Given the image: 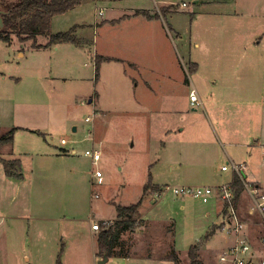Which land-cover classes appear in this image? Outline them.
Returning a JSON list of instances; mask_svg holds the SVG:
<instances>
[{"label":"rangeland","instance_id":"374dc122","mask_svg":"<svg viewBox=\"0 0 264 264\" xmlns=\"http://www.w3.org/2000/svg\"><path fill=\"white\" fill-rule=\"evenodd\" d=\"M17 1L0 0V8L6 10ZM165 3L170 6L168 13ZM141 8L158 11L170 27L172 39L167 40L156 25V33H161L157 39L162 41L157 50L149 35L143 34L152 25L142 14L131 20L122 17L130 9ZM236 9L264 12V0H88L56 15L51 26L56 33L80 24L77 36L90 39L82 38L89 41L85 46L71 42L32 45L46 43L45 35L25 42L14 33L10 42L0 38V79L6 77L0 80V93L11 95L16 102V126L30 128L21 127L16 134L12 148L17 154L0 149L7 158H20L24 175V179H9L0 164V264H98L92 220L110 221L118 216V206L141 199L139 235H127L134 237L140 251L144 252L143 245H150L166 255L162 247L171 241L177 249H188L205 242L207 232L214 228L216 234L209 242L212 248L231 237L221 226L225 219L220 200L205 203L170 191L157 198L154 193L148 195L151 190L144 194V186L150 181L162 187L214 186L229 178V172L226 177L215 175L232 156V146L216 142L207 115L214 121V109L218 111L220 103L215 97L203 96V89L207 94L216 91L217 82L202 68L197 73L191 70L190 52L196 56L200 51L192 35L199 34V25L211 16L208 12ZM118 17L121 26L105 24ZM261 17L252 18L261 22ZM258 25L263 30L264 24ZM131 31L136 32L127 33ZM119 33L120 41L115 40ZM109 48L125 60L101 61L99 55ZM201 58L205 65L214 63L205 55ZM37 74L49 78L40 84ZM194 87L202 95L203 106L190 102ZM225 108L224 113H230V106ZM88 116L93 120L87 122ZM61 138L68 143L62 145ZM21 149L66 155L39 158L19 154ZM87 149L99 150L101 159L93 161L85 154ZM253 154L246 179H255L254 169L256 180L264 185V151ZM247 156L240 151L236 154V158ZM96 170L103 173L102 183L97 181ZM249 217L252 236H264V219ZM139 258L129 264H174L156 257ZM107 264H125V260L114 255ZM255 264H261L260 256Z\"/></svg>","mask_w":264,"mask_h":264},{"label":"crops","instance_id":"0c3cea01","mask_svg":"<svg viewBox=\"0 0 264 264\" xmlns=\"http://www.w3.org/2000/svg\"><path fill=\"white\" fill-rule=\"evenodd\" d=\"M85 2L81 3L80 5L76 6L75 8L80 7ZM168 3V2H167ZM165 3L163 6L164 11L166 13L170 12V9ZM73 8V9H75ZM71 9V10H73ZM70 11V10H69ZM140 11H146L148 12L146 14L140 13ZM68 12V11H67ZM66 13V12H65ZM165 13V12H164ZM100 14V12H99ZM143 15V18L147 19V23L152 25L149 27V31H146L148 33H142L148 34L151 40L152 46L157 50L158 46L161 47L162 41H158L157 37H161V33L158 34L156 31H158V26L162 30V34L166 37V39H172V34L170 32V27L167 25V23L164 21L162 16L159 15L158 11L150 10L147 8L144 9H130L128 13L123 14L122 17H128V20L133 19V16H139ZM209 15H211L208 19H206L202 25H199L198 32L199 34L192 35V38H194V45L196 48H199V53L195 56L193 55V51L190 52V66H193L196 73L201 70V68L207 73L208 78L212 75V78L210 77V80L213 82H217L215 84L216 91H212L211 94H207V90L203 89V96L206 98L209 97H215L217 99V102L220 103L219 110L217 111L214 109V121L211 118L210 114L208 113V118L210 119V122L213 127V138L216 140V142H220L222 144L228 143L232 146V156H229V159L226 160V163L222 164L221 167L217 169V175L220 177H226L225 174L229 172V178H225L226 181L219 182L215 184L214 186H219L224 183L232 182L236 176V173L233 171L231 167V162H234L236 164H239L244 167V174L247 178L246 169H248L249 163L252 160V157L254 156L253 153L255 151L257 153L264 151V28H260L258 24H264L262 23L264 21V12L255 13V12H247V11H239L238 9L233 11H210L208 12ZM245 14H247L245 16ZM261 14V22H259V19L252 18L255 15ZM103 15V13L101 14ZM250 15L251 17H249ZM55 17V16H54ZM53 17V18H54ZM122 20V18H121ZM255 20V21H254ZM53 21V19H52ZM122 21H126V18H123ZM106 25L112 24V26H121L122 22L119 20V17L116 19H107ZM258 25L259 27L255 26ZM81 26L80 24H78ZM77 25V26H78ZM157 25V27H156ZM52 26V23H51ZM111 26V25H109ZM172 28V27H171ZM261 29V30H260ZM213 31L215 34L220 35V38L215 39L214 36L211 35ZM59 32V31H58ZM135 34L136 31H131L127 33ZM138 32V31H137ZM141 34V32H140ZM120 36V33L117 35L115 40H119L118 37ZM143 36V35H141ZM194 36V37H193ZM196 36V37H195ZM80 38H87L88 37H80ZM108 38L110 39V35H108ZM113 38V37H112ZM161 39V38H160ZM90 41V39H89ZM88 41V42H89ZM149 43V39H147ZM94 42V40H93ZM170 42V41H167ZM48 43V40L46 43L38 44V45H46ZM113 42H109L110 45ZM49 46V45H48ZM148 44L146 45V47ZM56 49H59V46L56 45ZM204 56L209 60V58L212 59L214 62L213 64H204V60H202L201 56ZM101 61H107L111 60L112 58L115 60H125V58H121L120 56H115L113 54V51L109 48V50H106L103 54H100ZM209 57V58H208ZM173 75L171 74L169 77L172 79ZM205 77V75H203ZM48 76H43L37 74L35 76V79L42 84V79H47ZM55 77H51V79H54ZM6 77H1L0 80H5ZM204 83L205 80H204ZM0 86H2V82H0ZM201 87V86H200ZM198 94L199 91L196 87H194ZM191 91V90H190ZM190 93V92H189ZM202 93V92H201ZM214 94V95H213ZM199 97L202 99V95L199 94ZM16 102L14 101L13 97L11 95H2L0 93V135L1 133H6L8 130H10L13 127H18V129L15 132L18 134L20 131L19 129L21 127L28 128L22 125L16 126V118L18 117L16 114ZM204 105V101H203ZM221 105H224L227 107L230 106V113L225 114V107L221 108ZM244 111H240V106H244ZM30 129V128H28ZM15 136L14 140L15 141ZM225 141V142H223ZM12 143H10L8 146H10V152L6 151L8 146L3 145L1 147V151H5L6 153H9L10 155H14L17 153H14V150L12 148ZM40 143V142H39ZM61 146V144H60ZM38 148V146H37ZM66 149V148H64ZM38 150H31L30 151H24L21 149L18 151L19 154H26V155H32V156H38L40 158L45 156V154H50L51 156H57L60 158H64L66 154H54L53 152L49 151L47 152H36ZM245 152L247 153V157L244 158H236L237 152ZM73 153L76 152L75 148L72 150ZM230 155V154H229ZM1 158L6 159H16L14 156H3L0 153ZM47 156V155H46ZM237 160H234V159ZM20 160V158H18ZM204 164L206 163L203 162ZM229 163V168L227 170H223L222 166ZM0 164L3 165L1 159ZM7 178H12L6 175ZM251 174H253L255 179H253V182L259 183L260 182L257 179V176L255 174V170H251ZM15 178V177H13ZM9 179H6L8 182ZM24 179V175L23 178ZM24 181V180H23ZM5 182V181H3ZM155 185H159L157 183H153ZM181 185H193V184H181ZM160 186V185H159ZM161 186V190H162ZM161 190L148 191V195L151 193H154V195L158 198L163 192ZM147 193V192H146ZM145 193V194H146ZM182 199V205L181 207H185V197ZM218 199L217 196L213 197ZM212 198V199H213ZM218 202H221L222 204V214L224 215L225 221L221 224L222 228L225 226L226 222V214L225 209L226 205H224L223 201L220 200ZM237 210L239 213V216L243 220V222L246 225V231L247 235L249 236L253 248L255 250V256L253 257V261L251 264H255V258L256 256H262L261 254V239L256 238V236H252L251 234V223L248 222L250 218L249 215H256L260 220L262 221L263 218L260 214L256 212H251V198L248 194V192L244 189L242 191L240 200L237 204ZM209 214V213H207ZM220 214V211H219ZM139 218H143L140 212V209L138 210V214L136 216V220L138 221ZM248 217V218H247ZM118 218V216L110 221H115ZM94 220V219H93ZM92 220V221H93ZM248 220V221H247ZM105 221V220H104ZM104 221L99 222L101 225H104ZM0 223L2 225V220H0ZM93 223V222H92ZM1 229V228H0ZM224 229V228H223ZM92 236L95 237V242L98 248V242L97 237L100 230H95L92 227ZM136 230V231H135ZM138 227L127 230L122 234L121 237V243L119 244V247L122 248V252L118 255H120L123 260H125V264H129L131 260H140L139 257H147L146 259L153 260L152 257L164 259V260H170L174 264H191V257L189 255V249H177L175 242H168L165 246L162 247L164 252L167 253L166 255H162L161 252H159L157 249L151 248L150 245H143L142 248L145 250L140 251L141 246L137 243H135L134 237L132 239L127 237L129 234H136L139 235V232H137ZM212 230V229H211ZM209 230L208 232H210ZM217 231V229L215 230ZM207 232V233H208ZM216 234V233H215ZM215 234L211 235L200 247L199 250V264L209 263L213 264L218 260L219 255L229 249L234 243H235V236L231 234V237L224 238V242L220 244V246H216L215 248H212L211 245H209V242L212 240V238L215 236ZM119 247L117 249H119ZM139 250H137V249ZM165 248V249H164ZM154 250V251H153ZM170 253H175V256L169 257ZM103 256V255H102ZM98 254V249L96 251V257L99 261V259L102 257ZM114 256V255H112ZM109 257V260L111 257ZM259 259V258H258ZM108 260V261H109ZM143 260V258L141 259Z\"/></svg>","mask_w":264,"mask_h":264},{"label":"trees","instance_id":"16d2710c","mask_svg":"<svg viewBox=\"0 0 264 264\" xmlns=\"http://www.w3.org/2000/svg\"><path fill=\"white\" fill-rule=\"evenodd\" d=\"M85 1L88 0H18L15 4L7 8V12L3 15L4 28L0 29V38L10 42L12 40V34L14 33L20 42H25L29 39L36 38L38 35H45L48 37V43L46 45H38L36 42L32 45L34 47H45L62 42H71L76 46H85L88 41L77 36V25L67 31H59L56 33L51 31V23L54 16L63 14ZM140 13L148 15L146 11H140ZM99 58L102 57L100 56ZM96 62L99 65V61L97 60ZM190 68L191 70L194 69L193 66H190ZM17 129L18 127H13L6 133L0 135V149L3 145L13 142ZM0 159L4 165L7 176L19 179L23 178V173L20 169V160L18 158L6 159L0 156ZM232 187L234 191L233 201L237 206L242 191L244 190L242 179L238 175L235 176ZM148 190L158 191L161 190V186L155 185L150 181L144 186V194ZM141 203L142 199L131 205L118 206V218L112 225L104 227L98 233V254L100 256H102L104 252H107L109 257L118 255L122 252L123 247H119L122 234L142 224L136 220ZM226 213L227 207L225 209V214ZM215 230L214 228L208 232L205 236V240L213 235ZM203 242L204 240L192 245L189 249L191 264H199V250ZM118 247L119 249H117ZM172 256H175V253H170L169 257Z\"/></svg>","mask_w":264,"mask_h":264},{"label":"built area","instance_id":"2783aa9c","mask_svg":"<svg viewBox=\"0 0 264 264\" xmlns=\"http://www.w3.org/2000/svg\"><path fill=\"white\" fill-rule=\"evenodd\" d=\"M185 5V4H184ZM103 11H100L102 14ZM190 102L194 106H203V101L199 97V94L195 88L190 91ZM93 120V117L88 116L87 122ZM62 145L68 143L66 138H61ZM85 154L89 156L93 161L101 159V152L97 149H87ZM233 171L238 175L243 182L244 189L248 192L251 198V212H256L264 219V185L248 181L244 174V167L231 162ZM229 168V163L222 166L223 170ZM98 183L103 182V173L100 170H96L95 173ZM233 182V181H232ZM232 182L224 183L219 186L212 185H166L162 188L161 192L170 191L180 196H192L200 199L202 202H209L213 197L217 196L222 200L224 205H227L226 213V225L223 227L229 233L235 236V243L226 251L222 252L218 260L213 264H251L253 257L255 256V250L253 244L247 235L246 225L239 216L237 206L235 205L234 191ZM95 196H98L97 194ZM92 227L95 230H101L104 227H109L114 221H104V225L93 220ZM1 228V223H0ZM261 264H264V237L261 239Z\"/></svg>","mask_w":264,"mask_h":264},{"label":"water","instance_id":"95a60500","mask_svg":"<svg viewBox=\"0 0 264 264\" xmlns=\"http://www.w3.org/2000/svg\"><path fill=\"white\" fill-rule=\"evenodd\" d=\"M6 10H3L0 8V27L1 29L4 28V20H3V15L6 13ZM74 130H76V127L74 128ZM109 260V256L107 254V252L103 253V256L99 259L98 264H107Z\"/></svg>","mask_w":264,"mask_h":264}]
</instances>
